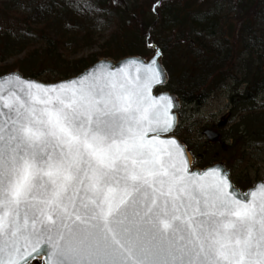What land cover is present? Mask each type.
Returning <instances> with one entry per match:
<instances>
[{
    "label": "snow or ice",
    "instance_id": "snow-or-ice-1",
    "mask_svg": "<svg viewBox=\"0 0 264 264\" xmlns=\"http://www.w3.org/2000/svg\"><path fill=\"white\" fill-rule=\"evenodd\" d=\"M0 79V264H264V184L190 173L156 61ZM141 69L138 67L137 72ZM151 138H149V134Z\"/></svg>",
    "mask_w": 264,
    "mask_h": 264
},
{
    "label": "trees",
    "instance_id": "trees-1",
    "mask_svg": "<svg viewBox=\"0 0 264 264\" xmlns=\"http://www.w3.org/2000/svg\"><path fill=\"white\" fill-rule=\"evenodd\" d=\"M197 1L143 0L141 7V0L1 2L0 11L16 16L26 27L17 34L0 30V75L19 69L37 78L50 70L66 79L101 56L141 55L148 42L157 41L170 73L167 90L185 105L200 107L223 87L232 88L229 127L216 145L218 157L230 154L226 163L232 167L236 152L245 156L255 145L264 149V104L257 106V97L264 93V0H212L203 5ZM107 11L116 13L118 24L101 54L62 65L69 64L58 52L62 40L74 29L79 30L78 38L89 36L85 25L106 22ZM73 39L71 35L70 42ZM40 42L44 45L37 46ZM14 55L21 59L3 66ZM190 152L201 166L203 156Z\"/></svg>",
    "mask_w": 264,
    "mask_h": 264
},
{
    "label": "rangeland",
    "instance_id": "rangeland-1",
    "mask_svg": "<svg viewBox=\"0 0 264 264\" xmlns=\"http://www.w3.org/2000/svg\"><path fill=\"white\" fill-rule=\"evenodd\" d=\"M8 0H0V3L7 2ZM142 1L138 3V6L141 7ZM208 1L212 2V0H198L197 2L201 5L208 3ZM214 1V0H213ZM23 10H19L17 12H22ZM23 14V13H22ZM21 15V14H19ZM105 21L102 23H95L89 25H85L88 30L89 36L86 37H77L79 30H72L71 34L65 38V41L62 40L63 44H61L58 52L60 51L66 56L67 63L62 64L69 66L72 62H76L82 58L90 59L91 56H97L101 54V47L104 46L110 39L112 32L115 30L116 25L118 24V17L115 12H105ZM94 23V22H93ZM25 23L20 22L16 16L7 15L5 12L0 11V30H7L17 34V31L22 28L24 29ZM84 29V26H83ZM71 35L75 39L70 42ZM91 39L90 43H88L87 39ZM57 39H55L56 41ZM69 40V41H68ZM68 41V42H67ZM76 42L78 44L76 45ZM158 43L157 41H154ZM72 44V45H70ZM44 45L41 42L37 43V46ZM76 45V46H75ZM75 46V47H74ZM66 47V48H65ZM44 48V47H43ZM149 51L146 49L144 55H148ZM21 56L14 55V57H9L3 63L4 65L11 66L15 65ZM53 72L48 70V72H43L39 74V79L45 83L54 82L55 80H59L56 72L52 75ZM233 94V90L230 86H225L218 92L214 93L208 101L197 107L195 105H185L181 109V113L179 115V123L180 126L178 128V137L180 140L185 141V143L189 146L190 150H193L198 157L204 156L206 160L203 158H199L201 166L212 164L214 161H222L226 162V158H230V154L225 155L226 158L221 157L217 152L216 146L212 148L202 133V131L206 128L214 129L217 132H220L221 135L225 132L224 130L228 129L227 120L229 119L231 113V105H230V97ZM264 104V93L258 96L257 106ZM218 126V127H217ZM226 144H230V142L225 141ZM228 144V146H229ZM208 149V150H207ZM204 150L203 152H201ZM202 153V154H201ZM245 156H242L243 153L236 152L235 157L232 159V179L234 183L241 187L242 189H247L252 186L253 183L264 181V149L262 147H253L249 148ZM192 166H199L197 159L193 156L190 158Z\"/></svg>",
    "mask_w": 264,
    "mask_h": 264
},
{
    "label": "water",
    "instance_id": "water-1",
    "mask_svg": "<svg viewBox=\"0 0 264 264\" xmlns=\"http://www.w3.org/2000/svg\"><path fill=\"white\" fill-rule=\"evenodd\" d=\"M149 50H151V53H150V56L148 58H145L143 59L142 57L140 56H134V57H123V59H120V60H113V59H107V58H101L99 61H97V63H95L94 65H92L90 68L84 70L83 72L80 73L83 74L85 72H87L88 70L92 69L95 65L101 63V62H104L105 64H110L112 65L113 67H116V66H119L121 65L122 63L128 61V60H136L138 61L139 63L138 64H127L125 63L124 64V72L129 76V78L135 80L138 76L143 79V76H144V73H143V66L144 65H147L149 63H151L153 60L156 61V67L159 69V71L161 72V78H160V82L158 83H154L151 87V90H150V94L152 97H161V96H166V97H169L171 98L172 100V106L170 107L169 109V115L170 117L172 118V121H173V127L167 132V133H164L161 135V139H174L175 141L178 142V144L182 147L183 149V156L184 158L186 159V162H187V166H188V169L190 171V173H196V172H204L208 169H212V168H218L221 170L222 173L224 174H227L228 176V179L232 185V188L241 193L240 190L238 188H236L233 183L231 182V179H230V170L229 168L226 167V165H223L222 163H214L213 166H208V167H205L203 170H200L198 168H194L193 170H191V166H190V160H189V155H188V152H187V149L185 147V145H183L182 143H180V141L175 137L173 136V133L174 131L176 130L177 128V111L179 110L180 106H181V102L179 101L178 97L171 94L169 91H158L157 94H156V90L157 89H163L165 88V86L167 85L168 83V78H169V75H168V72L164 69V66H163V59H162V51L161 49L155 44V45H149L147 47ZM140 68L141 71L138 73L137 72V68ZM13 74H17L19 75L23 80H31V81H34V82H37L39 84H42V85H55V84H59L61 82H64V81H68V80H72V79H75L77 78L78 76L76 77H72L68 80H64V81H59L58 83H54V84H45V83H42L40 82L38 79H33V78H28V77H24L19 71H15V72H12V73H8V74H4V76H0V79L4 78V77H7L9 75H13ZM207 139L210 141V142H213L215 140H217L219 138V134L217 132H214L212 130H205L204 131ZM151 133L149 134V138H151ZM257 184H264V182H259V183H256L254 184L253 187L249 188L248 191L250 189H253ZM247 192V191H246ZM37 259H41L43 260V263L46 259V256L44 254H40V255H36V254H33L32 257L29 258V263H33V264H40V262H38Z\"/></svg>",
    "mask_w": 264,
    "mask_h": 264
}]
</instances>
